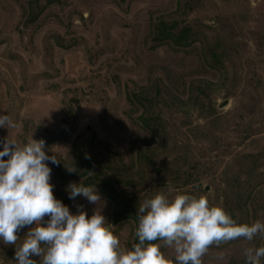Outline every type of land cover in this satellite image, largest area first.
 I'll return each mask as SVG.
<instances>
[{
    "label": "rangeland",
    "instance_id": "1",
    "mask_svg": "<svg viewBox=\"0 0 264 264\" xmlns=\"http://www.w3.org/2000/svg\"><path fill=\"white\" fill-rule=\"evenodd\" d=\"M160 22L191 27L193 40L158 42ZM0 115L18 124L0 127V150L8 135L43 139L59 160L47 162L55 198L90 217L98 205L67 187L95 186L122 247L137 243L139 202L158 192L264 222V0H0ZM95 175L132 217L116 220ZM260 246L261 236L213 245L202 264H246L244 249ZM15 251L0 241V264Z\"/></svg>",
    "mask_w": 264,
    "mask_h": 264
},
{
    "label": "clouds",
    "instance_id": "2",
    "mask_svg": "<svg viewBox=\"0 0 264 264\" xmlns=\"http://www.w3.org/2000/svg\"><path fill=\"white\" fill-rule=\"evenodd\" d=\"M0 127L11 130L18 124L0 115ZM2 143L0 241L15 245V264H202V257L213 245L264 237V222L237 223L223 207L211 205L204 196L176 194L170 199L158 192L139 202L138 242L130 249L122 247L102 214L95 186L70 183L67 187L70 199L83 196L98 205L90 217L83 210L72 214L55 198L47 162L58 164L59 160L47 155L43 139L21 143L8 135ZM173 191L168 188L169 194ZM33 224L18 244L17 233ZM157 241L173 250L174 259L165 256ZM244 256L246 264H261L264 246L247 247Z\"/></svg>",
    "mask_w": 264,
    "mask_h": 264
},
{
    "label": "trees",
    "instance_id": "3",
    "mask_svg": "<svg viewBox=\"0 0 264 264\" xmlns=\"http://www.w3.org/2000/svg\"><path fill=\"white\" fill-rule=\"evenodd\" d=\"M176 29L177 28L174 25H169L166 22H160L159 24H156L154 29L155 39L160 43L174 44L179 47L188 46L193 40V29L191 27H185L178 31ZM143 123L147 128H150L151 130L153 129L151 120L145 118ZM83 159L85 160H83L82 169L85 170L83 174L85 175L86 173H89L88 167L91 161L89 157H85ZM88 180L100 188L102 194L108 199V201L118 204L119 207L115 210L116 220L119 221L123 218L133 216V211L128 205L122 206V202L120 200L121 195L114 187V184L110 178H105L102 180L100 179L99 175H95L89 176Z\"/></svg>",
    "mask_w": 264,
    "mask_h": 264
},
{
    "label": "water",
    "instance_id": "4",
    "mask_svg": "<svg viewBox=\"0 0 264 264\" xmlns=\"http://www.w3.org/2000/svg\"><path fill=\"white\" fill-rule=\"evenodd\" d=\"M226 104V103H225ZM224 105V104H223ZM89 130H90V126H89V128H88Z\"/></svg>",
    "mask_w": 264,
    "mask_h": 264
}]
</instances>
